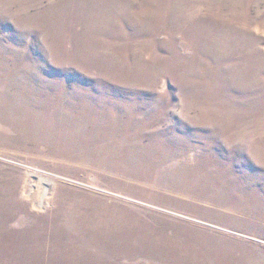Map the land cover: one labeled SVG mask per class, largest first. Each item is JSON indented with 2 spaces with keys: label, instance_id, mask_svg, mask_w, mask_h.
Instances as JSON below:
<instances>
[{
  "label": "rangeland",
  "instance_id": "rangeland-1",
  "mask_svg": "<svg viewBox=\"0 0 264 264\" xmlns=\"http://www.w3.org/2000/svg\"><path fill=\"white\" fill-rule=\"evenodd\" d=\"M0 264H264V0H0Z\"/></svg>",
  "mask_w": 264,
  "mask_h": 264
}]
</instances>
